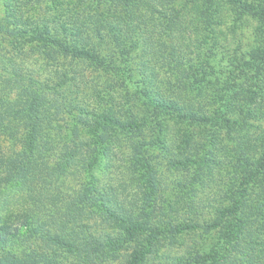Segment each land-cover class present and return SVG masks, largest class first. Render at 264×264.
Listing matches in <instances>:
<instances>
[{"label":"trees","instance_id":"1","mask_svg":"<svg viewBox=\"0 0 264 264\" xmlns=\"http://www.w3.org/2000/svg\"><path fill=\"white\" fill-rule=\"evenodd\" d=\"M25 3L5 0L6 23H0L16 52L0 58V264H109L142 236L120 264H163L149 261L157 239L196 227L222 229L215 247L174 264H264L257 243L231 257L227 251L248 233L247 223L264 220V0H46L39 12ZM245 26L251 27L248 45L240 36ZM26 45L36 63L29 71L15 58ZM82 68L92 77L94 106L79 103L73 112L77 99L70 95L83 82ZM63 112L73 130L65 137L52 133L61 129L56 121ZM81 115L92 119L85 134L74 124L81 126ZM169 121L189 135L173 133L183 140L176 166L184 160L197 166L191 131L199 135L208 126L210 156L201 166H233L228 204L208 222L149 225L144 200L138 210L127 208L115 186L92 182V167L110 156L120 136L130 142L132 165L144 167L150 182L148 167L159 164L155 153H171ZM221 136L235 143L233 158ZM78 173L88 181L69 196L63 183ZM256 180L262 189L252 198ZM12 190L23 193L24 208L6 207Z\"/></svg>","mask_w":264,"mask_h":264},{"label":"rangeland","instance_id":"2","mask_svg":"<svg viewBox=\"0 0 264 264\" xmlns=\"http://www.w3.org/2000/svg\"><path fill=\"white\" fill-rule=\"evenodd\" d=\"M45 1L46 0H24V2H27L25 4H28L29 6L35 3L31 8L38 12L39 7L45 5ZM28 5L25 7H28ZM5 16V0H0V23H6ZM250 28L251 27L245 26L242 30V32H244L242 34L240 33L243 44H249ZM13 39V37H8L7 34H0V58L3 55L8 57L16 53L11 50L12 41H14ZM26 48L27 45L19 55L17 54V56H15V58H17L18 62L21 61L25 71H29L36 68V63L32 61L31 55L33 54L27 52ZM3 66L4 64L0 59V73L4 70ZM82 69L84 79L80 80H83V82L80 86H74V92L70 95L76 97L78 100L71 102L73 112H79L78 107H76L79 103L83 108L90 109L91 106H94L93 98L89 96L93 91L90 84L92 77L89 70L85 68ZM163 77L164 80L171 81V83L175 82L173 77H167L165 75ZM1 79L2 78H0V94H3L4 87ZM85 82H87L88 86L84 85ZM83 89L88 90V93H86L87 95L84 94L83 96V94H81ZM5 91L9 90L5 89ZM11 92L12 91H10L8 97L13 95ZM63 111H65V108ZM62 114L63 115L56 121V123L60 122L61 129L52 130V133L56 132L58 136L65 137L69 134L71 135L73 130H67L66 125L68 121L71 122V115L64 112ZM78 120L80 121L81 126L76 123L74 124L76 128L78 127L81 130V134H85V131L90 132L89 129L92 119L86 115H81L78 117ZM169 123H171L172 127L170 125L167 126L168 128H165L167 129L165 132H171L170 138L168 139L172 147L169 151L171 153L169 156L161 155L162 152L160 151L155 153L159 156V164L157 166L148 167L149 172H151L150 182L146 179L145 175L142 176L144 173V167H138L136 169L135 166L132 165V158L129 157L130 142L125 139L124 136H120L118 141H115L114 145L111 146L110 156H101L96 165L92 167V182L99 188L108 185L115 186L117 194L119 195L118 201L122 202L120 204L122 206H127V208L135 207V209L138 210L140 209V204L144 200L146 211H148L144 214V217L149 218V225L156 224L160 228H169L172 225H182L188 222L197 224L208 222L215 218L217 208L221 205L228 204V198L225 191L229 185L228 172H231L233 166H213L209 165L210 161L207 164L208 166H201V164L210 156L207 149L209 145L207 139L210 140L209 134L211 131L209 126L206 127V130L201 129V132H203L199 135H197L196 132L191 131L192 138L190 151L196 150L197 152L195 155L197 166L192 163V160H190V162L184 160L185 163H183L182 166H176L178 164L176 163L178 157H175L174 155L178 154L180 156L181 149L183 148V140L180 139L177 142L173 133L182 136L185 133V129L175 126L172 121H169ZM173 127H177V129H174ZM249 130L250 132L254 131L253 128H249ZM10 132L11 130H8V134H10ZM186 136L189 137L187 134ZM221 139L223 144L228 147L227 157L233 158L234 151L232 149L235 146V143H232L229 137L226 138V136H221ZM3 144L7 147L10 146L8 140H5ZM155 149L159 150L160 148L156 147ZM257 151L258 149L254 150L253 153H256ZM248 153L251 155L252 151L248 149ZM224 157L226 156L224 155ZM155 160L157 159H154V161ZM170 160L172 161V164H170ZM88 178L89 177L85 173L68 176L63 183L62 189L65 194L71 196L80 185V182L86 183ZM149 186H152V189ZM259 189H262V186H260L258 180L251 183L249 186L250 197L253 198ZM149 190L152 191L149 192ZM22 194L23 193L18 190H12V192L6 194V200L9 202L6 207L13 211L24 208L23 206L26 205V202L24 201ZM243 214H245L244 210L239 216H243ZM246 228L249 230L248 233H245L246 235L241 233L240 238L228 246L227 251L230 257L233 253L237 254L242 249L247 250L250 245L255 247L256 243L259 255L264 254V247L262 244L264 237H259V234L264 233V230L259 231L260 229H264V220H262L261 217L256 218L252 225L247 223ZM221 232L222 229H215L206 233L203 228L196 227L175 235L164 233L159 239H157L153 247V253L149 257V261L151 262L155 260L157 262H162L163 264H174L181 260L187 262L191 261L192 257L197 254H200L199 258H202L209 254L215 247ZM143 234L145 235V232H143ZM144 238V236L135 237L133 241H130V243L124 245L114 255L110 256L106 262L109 264L123 263L132 249L140 245ZM154 255L157 256L155 257ZM199 258L196 257V259ZM77 264L85 263L78 262ZM218 264H227V261H222Z\"/></svg>","mask_w":264,"mask_h":264}]
</instances>
